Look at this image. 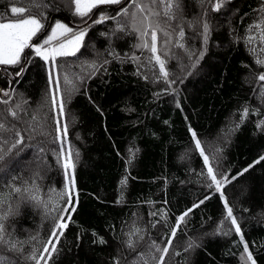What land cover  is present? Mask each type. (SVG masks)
<instances>
[{"label":"trees","instance_id":"16d2710c","mask_svg":"<svg viewBox=\"0 0 264 264\" xmlns=\"http://www.w3.org/2000/svg\"><path fill=\"white\" fill-rule=\"evenodd\" d=\"M19 1H28L26 7L30 3L0 0V15L17 18L6 9ZM39 2L43 6L32 10L43 13L46 27L57 20L74 30L84 27L85 21L90 25L76 56L58 57L55 66L59 99L63 96L66 101L62 122L68 127V148L79 152L78 160L73 157L76 210L71 211L67 197L57 196L65 190L64 170L57 163L63 145L56 138V120L61 119L51 103L48 64L26 49L29 62L0 68V101H8L0 103V122L15 125L24 138L0 172V194L6 197L0 214L9 206L15 210L6 221L8 238L22 249L11 251L0 245L6 262L132 264L140 257L139 264H159L161 252L156 247H168L163 264H245L242 254L247 244L256 264H264V160L260 159L264 125L257 127L264 121V96H258L264 93V81L258 79L264 67L255 63L257 56L264 58L260 51L264 44L258 38L260 29L248 31L264 19L260 12L264 0H227L218 12L212 10L216 0H180L181 9L173 20H167L163 6L156 5L161 15L153 22L159 21L169 33L159 32L157 42L168 83L159 65L154 60L149 63L151 53L135 47L140 41L139 33L132 30L131 13L136 9L131 0L102 5L84 18L73 14L72 0ZM142 2L152 6L150 0ZM124 7L129 15L118 16ZM100 14L116 19L93 24ZM204 23L209 24L207 44ZM181 28L183 40L178 36ZM47 34V29L42 30L33 43H42ZM248 35L257 37L250 45L244 42ZM178 42L185 47H177ZM93 64L95 69L90 67ZM21 67L26 71L15 75ZM65 76L71 85L64 84ZM245 107L249 114L241 121ZM10 109L16 111L15 119ZM223 130L225 140L219 141ZM192 132L221 181L223 198L203 174ZM0 135L17 138L13 133ZM245 168L248 171L240 175ZM33 183L39 187L41 203L23 192L14 193L10 186L23 189ZM225 201L240 233L227 216ZM65 207L68 213L62 212ZM189 209L172 238L177 217ZM61 215L68 227L57 242L51 232ZM135 228L140 233L131 236L133 251L126 242ZM101 238L105 243H100ZM48 240L58 250L50 260L42 252L44 247L51 252ZM33 253L44 260L28 258Z\"/></svg>","mask_w":264,"mask_h":264},{"label":"snow or ice","instance_id":"6c2138e0","mask_svg":"<svg viewBox=\"0 0 264 264\" xmlns=\"http://www.w3.org/2000/svg\"><path fill=\"white\" fill-rule=\"evenodd\" d=\"M123 0H72L74 4V15L79 16L81 18L89 17V14L93 12L94 9L99 8L102 5H120ZM227 0H216V2L212 5L213 11H220V9L224 6ZM132 5L135 6V12L131 13V21H132V30L134 32L139 33V43L135 45L138 49H146L151 53V56L148 58L149 63L153 60L157 65H159V72L163 76L165 83H168L169 73L166 70V61L158 55V33L163 31L165 36H169V33L162 29L159 21L153 22V17H159L161 15L160 11H157L156 5L163 6V16L167 20H173L176 18V14L181 9L180 0H150L152 6L146 7L144 3L138 2V0H131ZM43 5L39 2V0H30L29 5L26 7L22 4L14 5L10 8V12L13 16L17 18L11 19L6 18L3 15H0V65L3 66H17L21 65L22 60L27 63L29 62V56L25 53L26 49H31L32 52L35 53L41 60L48 64L51 62L53 68L56 66V61L58 57H71L76 56V54L80 51L81 47L84 44V40L86 35L88 34V30L90 25H87V21H85L84 27H79L78 30H74L67 23L61 22L59 20L55 21L54 26L50 28V34L46 36L41 42L33 43L35 37H37L38 33H41L42 30L45 29V24L43 22V13L33 12V8H40ZM262 15H264V8L260 9ZM137 14H140L139 17ZM128 16L129 8L124 7L121 9V12L117 14ZM108 19H116V17H109L105 14H100L97 19L93 20V24L103 23ZM139 25V26H138ZM253 29H260L258 33V38L262 44H264V19L259 22L250 25L248 31L251 32ZM119 30H123V27L120 26ZM203 40L204 43L207 44L208 34H209V24H203ZM150 36V41L147 37ZM180 40L184 39L185 32L181 28L178 33ZM257 37H253L248 35L245 38V44L250 45L256 40ZM177 47L184 48L185 45L183 43H177ZM256 49H251L253 54H256ZM264 53V48L260 50ZM203 51L200 53L199 58H203ZM167 55V53H165ZM190 55H195V53H190ZM132 59L134 61L138 60V57L133 56ZM107 62V61H105ZM255 63L258 66L264 67V58L257 56ZM91 68L95 69L96 65H90ZM24 71H26L25 67H21L20 71L15 75L19 76ZM147 79V77H144ZM260 81H264V73L258 76ZM48 82L49 85L55 83L56 85V93L51 94V103L53 107H58L59 114L62 116L64 114L65 108V99L63 96L60 97L59 103H57V93L60 90V80L53 77L52 71L48 72ZM64 84L66 86L71 85V81L67 76L64 78ZM4 96H8L9 93L7 91L3 92ZM264 96V93H261ZM0 103H8L7 100L0 101ZM19 107V105H17ZM10 115L15 119L17 113L15 110H9ZM249 114V109L245 107L241 113V121L246 119ZM56 132L58 133L57 139H62V137H67L68 135V127L67 124L61 125L59 119L56 120ZM264 125V121H260L257 127H261ZM238 126V125H237ZM3 133H13L16 139H13L7 135H0V172H3L6 165L4 161L12 154L14 149L19 150L20 145L24 143V138L21 136L18 130H15V125L8 126L4 122H0V134ZM193 140L195 141L196 148L200 151V155L203 157L205 165L209 164V157L205 155L204 149L201 147V142L196 138V133L192 132ZM7 145V147H5ZM38 151H43V149H39ZM64 154V149L61 148V154L57 157V163L61 164V167L64 170V176L66 180L65 190L63 192H58L57 196L60 199L67 197L66 203L69 207H71V211L75 212V207L72 206V190L75 188V177L74 171L76 167V160L79 158V152H73L70 148L67 151L66 156ZM61 156L63 159L61 160ZM76 160H74V157ZM261 160H264V156L260 157ZM130 162V161H129ZM259 160L257 161V163ZM72 170V175H69V170ZM248 168L242 170L240 175H243L244 172H247ZM208 176L211 178L212 182L216 185L217 191H220L221 181L217 180L216 175L214 174L213 168L208 167ZM13 181L17 179L15 175L11 178ZM127 179L121 181V185L126 186ZM12 187V191L14 193L23 192L28 196L29 199L35 201L36 203H41V199L38 195L39 187L33 183L31 187H15L14 185H10ZM221 197L223 198V192H221ZM6 197L3 194H0V207L4 206ZM203 203V201H201ZM198 206V205H196ZM225 208L227 209V216L231 220V224L235 226L236 233H240L241 229L239 224H237L236 218L233 216V210L228 206L227 201H225ZM191 209L185 211L182 215L177 217V222L174 228L171 231V237L174 238L176 236V230L179 228L180 224L184 222L186 216H188ZM63 213H68V207L62 209ZM15 210H13L10 206L5 210L3 214H0V245L5 246L11 251H22V249H18L16 242L11 241L8 238V227L6 221L9 216L14 215ZM155 215V213H153ZM68 221H71V215L67 217ZM154 226V225H153ZM68 227V222L65 221L64 215H61L59 218H56V223L53 226V230L51 232V236L55 237L57 242H59V237L63 236V230ZM59 230V234L57 232ZM140 229L135 228L132 233H129V240L126 242V245L129 249L135 250V243L131 239L132 235H139ZM35 239V237H33ZM143 239V237H140ZM47 244H52L51 240L46 241ZM100 243H105L103 238L100 239ZM168 244L171 245V239L168 241ZM156 247L155 243L152 245ZM191 247V245H189ZM168 247H164L163 249L156 247L157 252H161V256L159 257V264H163L164 256L168 253ZM58 250L55 244H52L51 252H49L48 247H44L42 249L43 253H48V259L52 258V253H56ZM244 251L247 253L246 257H242L245 264H256V260L253 258L252 254L248 252V245H244ZM33 260H44V256L41 255L37 257L35 253H33L30 257ZM141 259H143L141 257ZM0 264H13V262H6L5 257L0 254ZM47 264V261H45ZM118 264V262H117ZM132 264H139V261H133ZM144 264H147V261H144Z\"/></svg>","mask_w":264,"mask_h":264},{"label":"rangeland","instance_id":"374dc122","mask_svg":"<svg viewBox=\"0 0 264 264\" xmlns=\"http://www.w3.org/2000/svg\"><path fill=\"white\" fill-rule=\"evenodd\" d=\"M41 1H43V0H41ZM26 3H28V1H19V2H17V4H13L12 6H14V5H19V4H22V5H24V4H26ZM11 6V7H12ZM11 7H9L8 9H6L7 11L8 10H10V8ZM75 7V6H74ZM54 24H55V21L54 22H52V23H49V25H47V27L45 26V29H47L48 30V34H50V28L52 27V26H54ZM70 26V25H69ZM44 29V30H45ZM47 34V35H48ZM111 34H113V32H111ZM112 36V35H111ZM46 38V37H45ZM45 38H43V39H45ZM43 41V40H42ZM1 66H3V65H0V68H1ZM47 78H48V72H49V70H51L52 71V74H53V77L54 78H56L57 79V75H56V67L55 68H53V65L51 64V62H49L48 63V66H47ZM192 71V70H191ZM198 77V76H197ZM196 77V75H193V79H195V78H197ZM49 89H50V95L52 94V93H56V85H55V83H53L52 85H49ZM258 96H262L261 95V93H259L258 94ZM57 103H59V92L57 93ZM53 109H54V112H55V115H59L60 116V119H61V125H64L63 124V122H62V116L59 114V110H58V107H53ZM218 140L219 141H223V140H225V134H224V130H223V132H220V134H219V137H218ZM59 141L62 143V145H63V149H64V156H66V154H67V151L69 150V148H68V141H67V137H62V139H59ZM198 150V149H197ZM198 152L200 153V151L198 150ZM206 155V154H205ZM38 158V157H37ZM62 159H63V156H62ZM202 161H203V165H204V167H205V170H203V174H204V176H205V178L211 183V186L213 187V189H215V191L216 192H222V190H221V186H220V191H217V188H216V185L212 182V180H211V178L208 176V167L210 166V167H212L211 166V162H210V160H209V164L208 165H205V163H204V160H203V157H202ZM13 166H16L17 165V162H13V164H12ZM40 165V164H39ZM39 165H37L36 167H37V169L36 170H40V168L41 167H39ZM214 171V170H213ZM64 172V171H63ZM214 174H215V171H214ZM69 175L71 176L72 175V170L70 169L69 170ZM64 180H65V176H64ZM65 184H66V180H65ZM74 190V189H73ZM73 190H72V192H73ZM231 221V220H230ZM233 227L235 228V226L233 225ZM217 230H218V228H216ZM247 256V253L246 252H244L243 254H242V257H246ZM140 259V257H138V259L136 260V261H138ZM249 264H250V262H249Z\"/></svg>","mask_w":264,"mask_h":264},{"label":"bare ground","instance_id":"6f19581e","mask_svg":"<svg viewBox=\"0 0 264 264\" xmlns=\"http://www.w3.org/2000/svg\"><path fill=\"white\" fill-rule=\"evenodd\" d=\"M48 70V69H47ZM56 194V193H55ZM50 195V194H49ZM56 199V198H55ZM51 200V199H50Z\"/></svg>","mask_w":264,"mask_h":264}]
</instances>
